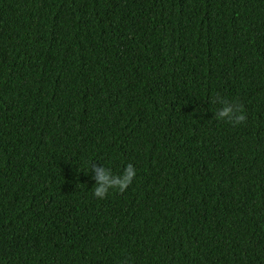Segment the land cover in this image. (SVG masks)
Returning <instances> with one entry per match:
<instances>
[{"label": "trees", "instance_id": "obj_1", "mask_svg": "<svg viewBox=\"0 0 264 264\" xmlns=\"http://www.w3.org/2000/svg\"><path fill=\"white\" fill-rule=\"evenodd\" d=\"M0 264H264V0H0Z\"/></svg>", "mask_w": 264, "mask_h": 264}, {"label": "clouds", "instance_id": "obj_2", "mask_svg": "<svg viewBox=\"0 0 264 264\" xmlns=\"http://www.w3.org/2000/svg\"><path fill=\"white\" fill-rule=\"evenodd\" d=\"M219 115L221 118L226 117L227 122L233 125L244 123L247 119L244 115L243 105L238 103L228 105L222 112H220ZM95 171L97 173L95 179L98 184L94 189V195L97 198H106L110 189H118L121 193H123L136 175L135 169L132 165L127 167L122 177L112 176L106 169L102 168H96Z\"/></svg>", "mask_w": 264, "mask_h": 264}]
</instances>
